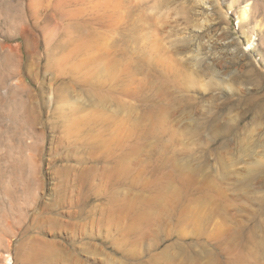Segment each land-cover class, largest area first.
Wrapping results in <instances>:
<instances>
[{
  "label": "rangeland",
  "instance_id": "1",
  "mask_svg": "<svg viewBox=\"0 0 264 264\" xmlns=\"http://www.w3.org/2000/svg\"><path fill=\"white\" fill-rule=\"evenodd\" d=\"M231 1L0 0V257L264 264V0Z\"/></svg>",
  "mask_w": 264,
  "mask_h": 264
},
{
  "label": "bare ground",
  "instance_id": "2",
  "mask_svg": "<svg viewBox=\"0 0 264 264\" xmlns=\"http://www.w3.org/2000/svg\"><path fill=\"white\" fill-rule=\"evenodd\" d=\"M233 1V2H232ZM231 1V3H229L228 5H227V9H228V11H231L232 10V8H233V3L235 2V1H237L238 2V0H232ZM236 5V4H235ZM108 7V6H107ZM238 10V9H237ZM248 7H247V5H245V6H242V7H240L239 8V10L237 11V12H235V16H236V19H237V24L239 23L240 24V22H244L245 20H247L248 19ZM246 39V44H247V48H251V47H253V43L254 42H251V37H247V38H245ZM254 48V47H253ZM8 227L9 228H11V226L8 224ZM4 246L5 244H3V237L0 235V246ZM7 253H8V251H7ZM5 254V253H4ZM10 253H8L7 254V256L4 258V257H0V262H2V264H10Z\"/></svg>",
  "mask_w": 264,
  "mask_h": 264
}]
</instances>
